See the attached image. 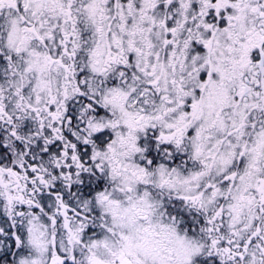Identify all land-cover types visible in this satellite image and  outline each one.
I'll list each match as a JSON object with an SVG mask.
<instances>
[{"label": "snow or ice", "instance_id": "1", "mask_svg": "<svg viewBox=\"0 0 264 264\" xmlns=\"http://www.w3.org/2000/svg\"><path fill=\"white\" fill-rule=\"evenodd\" d=\"M0 264H264V0H0Z\"/></svg>", "mask_w": 264, "mask_h": 264}]
</instances>
